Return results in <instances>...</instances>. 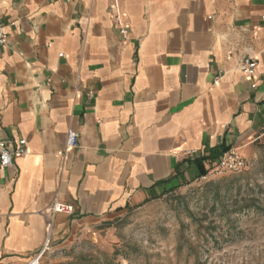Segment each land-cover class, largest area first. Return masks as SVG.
<instances>
[{"label": "crops", "instance_id": "1", "mask_svg": "<svg viewBox=\"0 0 264 264\" xmlns=\"http://www.w3.org/2000/svg\"><path fill=\"white\" fill-rule=\"evenodd\" d=\"M118 2L125 39L113 0H0V140L26 147L0 166V264L41 250L54 200L53 250L264 135V0Z\"/></svg>", "mask_w": 264, "mask_h": 264}, {"label": "rangeland", "instance_id": "2", "mask_svg": "<svg viewBox=\"0 0 264 264\" xmlns=\"http://www.w3.org/2000/svg\"><path fill=\"white\" fill-rule=\"evenodd\" d=\"M238 151L242 171L198 177L79 227L41 264H264V135Z\"/></svg>", "mask_w": 264, "mask_h": 264}, {"label": "built area", "instance_id": "3", "mask_svg": "<svg viewBox=\"0 0 264 264\" xmlns=\"http://www.w3.org/2000/svg\"><path fill=\"white\" fill-rule=\"evenodd\" d=\"M113 23L118 30L120 36L125 39L130 31V25L124 20L122 11L118 0H113L110 7ZM7 41V32L4 25L0 22V45L5 44ZM61 56L62 54L59 53ZM258 66V59L255 56L248 54L242 55L238 61V69L242 72L244 77L250 81L251 87H255L256 70ZM78 145V133L72 129L67 130V136L65 141V148H74ZM26 153L25 139L21 138L17 141L14 147H10L9 143L0 140V166L7 167L12 164L14 157L21 156ZM245 168V159L239 153L237 148L230 147L214 162L199 178L208 179L210 176L223 175L225 173H237ZM46 213L49 215V222L47 224V236L41 250L31 258L26 264H41L43 255L50 251V228L52 225L51 219L55 214H72L73 206L61 201L54 200L52 204L46 208Z\"/></svg>", "mask_w": 264, "mask_h": 264}, {"label": "trees", "instance_id": "4", "mask_svg": "<svg viewBox=\"0 0 264 264\" xmlns=\"http://www.w3.org/2000/svg\"><path fill=\"white\" fill-rule=\"evenodd\" d=\"M227 149H229V148H225V149L223 150V152H225ZM204 174H205V171L202 170L201 173H200V175H199V177H200L201 175H204Z\"/></svg>", "mask_w": 264, "mask_h": 264}]
</instances>
